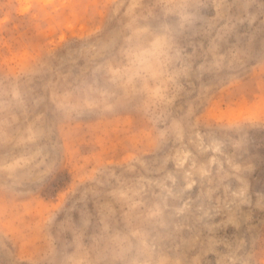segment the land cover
Returning a JSON list of instances; mask_svg holds the SVG:
<instances>
[{"label":"rangeland","instance_id":"374dc122","mask_svg":"<svg viewBox=\"0 0 264 264\" xmlns=\"http://www.w3.org/2000/svg\"><path fill=\"white\" fill-rule=\"evenodd\" d=\"M0 264H264V0H0Z\"/></svg>","mask_w":264,"mask_h":264}]
</instances>
